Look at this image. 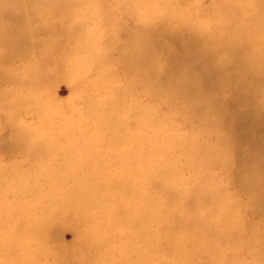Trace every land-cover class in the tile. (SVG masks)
<instances>
[{
	"label": "rangeland",
	"instance_id": "obj_1",
	"mask_svg": "<svg viewBox=\"0 0 264 264\" xmlns=\"http://www.w3.org/2000/svg\"><path fill=\"white\" fill-rule=\"evenodd\" d=\"M39 1L41 0H31L29 7L38 4ZM43 1L47 4V7L44 9V18H48L54 23L53 28L45 30L46 32L41 30L36 32L38 27L45 25V22L41 18H34L32 14L29 16L30 29L24 25H16L8 20H4L8 22V29L4 30L0 26V54L8 46L4 40L13 34V29H17L16 39L21 43L56 42L58 44L57 47L50 48L49 50L43 48L42 51L49 53L52 57H64V61L67 62L69 56L71 57L72 55L63 51L60 44L64 41V31L71 27L70 21L72 24H79V29L83 31L86 40L92 42L93 50L91 52L89 50H79L73 55L89 59V69H86L82 73H88L91 70L87 75L89 79L101 71L94 64V60L92 61L89 53H95V51L100 53L109 50L111 54V48H126L128 47V43L131 42L138 43V41H142L147 48H150L154 43L158 46L159 43L165 40L174 49H177L180 55L182 54V62L188 63L190 61L191 63V61H195L184 50L187 49L186 47H180L178 42L169 40V34H165V37H162V35L148 30V27L152 29L163 27V31L168 32L176 26L175 21L161 24V13L157 17H151L149 14L151 7L154 11L161 12V0H108L104 4H101V0H96L97 2L94 6H92L91 0H81V4H78L76 0H69L70 19L65 18L62 15L64 14L63 12H58L55 17H49L52 3L49 0ZM168 1L170 6H182L183 10L186 11V16L190 18L193 25H202L209 30H214L215 28L226 29L228 26L226 25V21L222 19V7L214 5L212 0H201L204 6L200 9L195 7V3L198 0ZM60 2H63V0H60ZM105 5L106 7H104ZM243 5L242 8L246 11H251L252 16L253 12H257V14L264 12V8H260L259 6L251 7L245 3ZM1 6L3 10H6L8 7L13 6V4L10 0H4ZM109 6L110 16L102 18V16L106 15L105 10ZM117 17L123 22L125 30H112V34L107 35V28L112 26L113 29L115 27L114 22L117 21ZM253 18V23L258 22L255 16ZM76 29H78V26ZM29 30L32 32H29ZM256 30L260 36V40H257L253 36L249 38V41L252 45L264 47V23H259ZM123 31L125 34H128L127 38H124ZM101 32L102 35L99 39L94 41ZM226 35L227 33L222 37L223 41L230 46H234L237 39L233 40V37L237 36V32L232 30L231 36L226 37ZM78 39L76 31L71 39H67L68 46L75 47ZM43 52L33 55L30 59L18 57L3 64L6 68L4 72H11L10 69H15L17 73L29 70L34 64L32 61L41 60ZM151 56L156 61L153 70L157 71L165 62V53L164 51L155 50L152 51ZM226 56L227 53L218 54V57L221 59H224ZM234 61L233 59V62L229 65V71L225 70V66L223 65L216 64L215 66L213 64V68L219 69V72L215 74L213 73L214 69H210L211 67L206 68L202 64L196 65L194 63L193 69L188 70L194 75H199L204 87L214 92L217 99L221 100V103L227 99L231 105L228 110L225 108L217 110L218 105L216 104L209 106L197 102L195 104L198 109L197 112L190 114L189 111L184 109L186 103L181 97L168 99L165 92L161 89L158 91L157 96H152L143 91L139 85V87H135L130 96H123L121 102H111V104L108 102V116H98L99 122L96 123L91 118L95 109L89 106L88 101H100L101 94L92 91L90 88H84V85L72 82L74 77L69 74L67 77L53 79L50 91L43 94L40 98L42 103L46 105L45 111L47 116L37 114L31 110L30 105L16 113L15 118L18 122L25 124L29 128L28 139L30 141L34 136L40 135V137H45L47 141H50L51 138L57 139L59 143L61 130L65 128L66 123L71 124L68 137L64 140V144L68 148L77 145L79 138H82L83 134L94 135L95 128L97 126L100 127L102 124L105 126V131L109 132L111 136V142L103 139L98 140L97 144L103 148L108 147L110 144L112 146L118 143H128L125 136H128V138L135 137L136 139L140 135L156 138V127L162 125L166 126L168 135L174 134L178 136L186 134L195 144L201 142L202 144L194 145L190 150L187 147L178 148L175 146L176 144L172 143L171 148L159 153V164L161 165L159 168L153 166L152 163H148L143 167L146 172L143 181L137 180L134 175L131 176L129 172L131 170H126V167L118 165L116 170L121 171L126 177H129L130 183L135 188L142 189L148 196V206H153L156 210L170 213L171 207L174 204V209L180 215L187 216L192 212L202 214L209 221L220 223L221 228L233 226V221L227 217L229 214L228 210H233V212H236L237 223L239 225L242 224L244 234L240 235L241 237H235L228 241L231 247L239 245V248H236V254L229 258L230 264H264V155L260 160L254 158V154L259 152L264 153L263 118L254 107L258 105L259 108H264V92L257 90L252 94H247L243 90L239 81L243 77V74L233 71L236 66ZM252 62L260 65L256 59H253ZM99 65L111 69L116 74V77L112 80L114 88L124 89L127 87L128 83L123 78V67L115 51L112 53L110 59L101 60ZM48 68L55 71L59 69L54 61L49 62ZM137 71L136 68H133L131 75L133 79L139 82L141 78ZM178 73L183 77L186 75L184 69L178 71ZM167 74L175 81L178 80L171 69L167 71ZM219 74H222L225 79L217 77ZM261 74H264V72ZM154 80L155 77L153 76ZM1 85L7 90H24L25 92L21 91L24 94L29 91L23 84L20 85L7 81L1 82ZM218 88L222 92L221 96L217 93ZM136 101L138 102L137 106ZM123 109L129 114L127 128L123 129L119 125L111 126L110 115L115 110L121 112ZM140 111L143 116H148L150 121L146 124L141 122L138 127V122L135 119ZM0 112H3L1 102ZM203 115L209 116L211 120L207 122L203 121ZM224 116L231 117L224 119ZM85 120L86 122H84ZM45 131L47 133L44 134ZM10 136V131L0 126V185L7 188L6 190L17 187V184L14 183L13 178L7 179L4 172L8 175L9 171H16L21 175L22 182L29 181L33 173L30 163L25 160L29 156V152L8 147ZM146 141L153 143L150 140ZM258 141L262 146L257 144ZM129 147H131V144H128ZM225 158L229 160L228 164H224ZM261 164H263L262 169L259 168ZM170 176L172 177L170 178V182L165 183L166 177L168 180ZM200 180L202 182L198 183ZM161 183L165 184L167 192L159 189ZM247 184L255 188L259 187V190L256 191L248 188ZM196 185L199 188L197 191L194 189L193 195L195 198L193 204L190 205L183 198V187L188 186L189 188H193ZM46 192V188L42 189L43 195H46ZM123 193L124 191L120 190L119 187L111 188L110 193H107L108 199L106 200L107 206L105 211L106 213H111L109 222L111 225H115V228L111 227V233L115 229L118 230L123 227L122 218L119 216L121 209L119 202L124 198ZM175 194L178 196L173 200L171 197ZM132 196L135 197L136 194L133 193ZM3 199L13 208H18L24 220H27V208L29 206L38 210L43 206V203L38 201V199L32 196L29 198L21 190H11L3 196ZM160 202L163 205H160ZM169 203L171 204L169 205ZM91 204L93 209L87 211L85 216L92 218L93 223L100 222V219L94 214L95 211L99 210L98 206L95 204V201H92ZM70 212L73 214V209ZM146 214V218L153 216L148 211ZM49 216L53 220V214L50 213ZM76 223V219L69 217L66 220L55 222L51 231L52 240L50 244L53 248L59 250L63 264H71L69 261L77 259L76 256L80 255L90 260V264H119V251L115 247L120 242L118 240L114 241L117 239L116 235L107 237L109 244L104 243L103 245L101 243L100 246H97L94 241H90L89 237L84 238L82 230ZM99 227L106 228L108 226L104 222ZM156 227L157 220L153 226L154 230ZM10 233L15 234V236L19 233L28 238L33 235L28 228L26 229L25 225L17 227L15 224L13 229L9 228L5 233H2L0 230V242L5 239L12 240ZM115 233L120 234L116 231ZM247 233L251 236L249 240H247ZM209 235L210 237L206 236V238L202 236L199 239L202 244L207 246L208 252L199 253V256L195 257L193 255L194 251H187V254H189L188 259L192 260L190 264H211V252H215L218 248H223L226 237L221 234L214 236L209 233ZM84 239L86 242L83 245ZM180 241L183 242L181 239ZM28 245L31 246L32 244L28 243ZM129 245L135 246L136 243L132 241ZM175 245V237L173 235L165 237L158 242L154 241L152 247L149 248V245L146 252L149 264H185L184 259L183 261L180 260ZM189 248L193 247L190 246ZM229 249L231 248L229 247ZM19 254H22L20 249L13 250V252L9 253L5 263L0 259V264H18L16 257ZM192 256L195 258V261L190 258ZM73 261L71 260L70 262Z\"/></svg>",
	"mask_w": 264,
	"mask_h": 264
},
{
	"label": "bare ground",
	"instance_id": "obj_2",
	"mask_svg": "<svg viewBox=\"0 0 264 264\" xmlns=\"http://www.w3.org/2000/svg\"><path fill=\"white\" fill-rule=\"evenodd\" d=\"M3 1L0 0V26L4 30L8 29V22L4 20L29 28V16L31 14L34 15V18H41L45 22V25L38 27L36 32L38 30L46 32L45 30L53 28L54 23L48 18H44V9L47 7V4L43 0L32 7H29L31 0H10L13 6L8 7L6 10L2 9L1 4ZM49 1L52 3L49 17H55L58 12H63L64 14L62 15L70 19L69 0H63V2H60V0ZM101 1V4H104L108 0ZM76 2L81 4V0H76ZM96 2V0H91L92 6ZM212 3L222 7V19L228 25L226 29L215 28L214 30H209L202 25H193L190 18L186 16V11L183 10L182 6H170L168 0H161V12H156L152 7L150 8L149 14L151 17H157L161 13V24L175 21L176 26L168 32H164L163 27H159V29L148 27V30L162 35V37H165V34H169V40L178 42L180 47H186L188 50H184L195 60L191 61V63L190 61L188 63L182 62V54L180 55L179 51L174 49L165 40L159 43L158 46L154 43L150 48H147L142 41H138V43L131 42L128 43V47L126 48H111V54L109 50L100 53L97 51L89 53L92 61L94 60V64L101 70L93 78L89 79L87 75L91 70L88 73L82 74L86 69H89V59L87 57L80 58L73 56L79 50H89V52L93 50L92 42L86 40L83 31L79 29V24H72L69 21L71 27L63 33L64 41L60 44L61 48L72 55L71 57L69 56L67 62L64 61V57H52L49 53L42 51L43 48L49 50L50 48L57 47L58 44L56 42L21 43L16 39L17 29H13V34L4 40L8 46L0 54V102L3 105V112H0V126L10 131L11 136L8 139V147L29 152V156L25 160L30 163L33 173L29 181L22 182L21 175L16 171L11 170L8 175L6 172H3L7 179L13 178L14 183L17 184V187H13L11 190H21L29 198L32 196L38 199V201L43 203V206L39 210L29 206L27 208V220H24L20 215L19 209L13 208L3 199V196L11 190H6L7 188L0 185V230L2 233H5L9 228L13 229L16 224L17 227L25 225L26 229L28 228L33 234L28 238L19 233L16 236L10 233L12 240L5 239L1 241L0 259L2 262H6L9 253L13 252V250L20 249L22 254L16 257L18 264H63L59 250L53 248L50 244L52 240L51 231L55 222L73 217L77 221V226L82 230L84 238L89 237L90 241H94L97 246H100L101 243L103 245L104 243L109 244L107 241L108 236H117V239L114 241L118 240L120 243L117 247L114 245L113 247L119 251V264H149L148 254L146 253L148 246L150 245L149 248H151L154 241L158 242L172 235L175 237V248L179 253L180 260L183 261L184 259L185 264H190L192 260L188 259L189 254H187V251H194L193 255L195 257H198L199 253L208 252L207 246L202 244L199 239L202 236L210 237L209 233L214 236L221 234L226 237L223 248H218L215 252H211V264H230L229 258L236 254V248H239V245L231 247L228 241L235 237H241L240 235L244 234L242 224L239 225L237 223L236 212L228 210L229 214L227 217L231 218L233 226L221 228L220 223L209 221L202 214L192 212L187 216L180 215L174 209V204L171 207L170 213L156 210L153 206H148L147 194L142 189L135 188L130 183L129 177H126L121 171L116 170L118 165L126 167V170H131L129 171L131 176L134 175L137 180L143 181L146 174L143 167L148 163H152L153 166L159 168L161 166L159 164V153L171 148L172 143L176 144L175 146L178 148L187 147L190 150L194 145L202 144L201 142L195 144L186 134L178 136L174 134L168 135L166 126L162 125L156 127V138L140 135L136 139L135 137L128 138V136H125L128 143H118L112 146L110 144L108 147L103 148L97 144L98 140L103 139L111 142V136L109 132L105 131V126L102 124L100 127L96 125L94 135L85 133L82 138H79L77 145L68 148L64 144V140L68 137L71 124L66 123L65 128L61 130L60 144L57 142V139L51 138L50 141H47L45 137H40V135L34 136L32 139L30 138L31 143L28 139L29 128L25 124L18 122L15 118L16 113L30 105L31 110L37 114L47 116L45 111L46 105L42 103L40 98L43 94L50 91L53 79L67 77L69 74L74 77L72 82L84 85V88H90L92 91L101 94L100 101H88L89 106L95 109L91 118L96 123L99 122L98 116H108V102L110 104L111 102H121L123 96H130L135 87H139V85L143 91L152 96H157L158 91L161 89L165 92L168 99L181 97L186 103L184 109L189 111L190 114L197 112L198 109L195 105L197 102L209 106L216 104L218 105L217 110L222 108L226 110L230 109L231 105L227 99L221 103V100L217 99L214 92L204 87L199 75H194L188 71L193 69L195 64H202L206 68L211 67L210 69L215 70L213 71L215 74L219 72V69L213 68V64L215 66L216 64L223 65L225 66V70L229 71V65L234 59L236 66L233 71L243 74V77L239 80L243 90L247 94H252L257 90L264 92V74H261L264 72V47L252 45L249 41V38L253 36L257 40H260L256 27L259 23H264V12L259 14L253 12V16L258 21L253 23L252 12L242 8L244 3L251 7L259 6L260 8H264V0H212ZM203 6L204 4L201 0L195 3L197 9ZM105 11L106 15L102 16V18L110 16V6ZM114 23L115 27L113 29L112 26L107 28V35H111L112 30H125L123 22L118 17ZM77 26L78 29H76ZM232 30L237 32V36L233 37V40L237 39L234 46L225 43L222 38L225 33H227L226 37L231 36ZM76 31L79 38L78 42L75 47H69L67 39H71ZM29 32L32 31L29 30ZM101 35L102 32L94 41H97ZM123 35L124 38H127L128 34H125L123 31ZM53 44L54 46H52ZM155 50L164 51L166 56L165 62L157 71L153 70L156 61L151 56L152 51ZM114 51L118 54V60L123 67V78L128 83L124 89L114 88L112 80L116 77V74L111 69L99 65L101 60L110 59ZM41 52H43L41 60L32 61L34 64L29 70L17 73L15 69H10L11 72H4L6 68L3 64L18 57L30 59L33 55H38ZM219 53H227V56L221 59L218 57ZM253 59H256L260 65L254 64L252 62ZM51 61H54L59 68L57 71L48 68V64ZM133 68L138 70L137 72L141 78L139 80L140 83L132 78L131 71ZM169 69L174 72L178 80L175 81L168 76L167 71ZM182 69L186 72L184 77L178 73ZM153 76L155 77L154 81ZM217 77L225 79L222 74L217 75ZM7 81L20 85L23 84L29 91L24 94L21 92L24 90H7L1 85V82ZM217 93L220 96L222 95L220 88H218ZM137 104L138 102L136 101V106ZM254 107L263 118L264 131V108L261 109L258 105ZM128 116L129 114L125 109L121 112L115 110L110 115V125H119L123 129H126L129 122ZM227 117L231 116H224V119ZM46 119L48 120V118ZM202 119L205 122L211 120L207 115H203ZM135 120L138 122V127L141 122L146 124L150 121L149 117L143 116L141 111L138 112ZM125 134L127 133L125 132ZM146 140H150L153 143ZM128 144H131V147L128 148ZM257 144L262 146L259 141ZM254 155L255 159L260 160L264 153L259 152ZM228 163L229 160L225 158L224 164ZM262 166L263 164L259 168L262 169ZM170 178L172 177L170 176L167 180L166 177L167 181L165 180V183H169ZM201 182V180L198 181V183ZM118 187L124 191V198L119 202L121 205L119 216L122 218L123 227L118 230L115 229L111 233V227L115 228V225H111L109 222L111 213H106L105 211L107 206L106 200L108 199L107 193H110L111 188ZM44 188L47 189L46 195L42 194V189ZM198 188V185L193 188H189L188 186L183 187V198L186 200V203L193 204L195 198L193 192L194 189L197 191ZM248 188L256 191L259 190V187L255 188L251 185H248ZM159 189L167 192L163 183H161ZM133 193L136 194L135 197L132 196ZM177 196L175 194L171 198L175 200ZM198 198L202 199L201 197ZM92 201H95L99 209L97 212H94L100 219V222L98 221L97 223H93L92 218L85 216L87 211L93 209ZM160 205H163V203L160 202ZM72 209L73 214L70 212ZM147 211L150 214L152 213L153 216L146 218ZM50 213L53 214V220L49 216ZM156 220L157 227L154 230L153 226L156 224ZM104 222H106L108 227L100 228L99 226ZM115 231L120 234L115 233ZM247 236V240L251 239L249 233H247ZM132 241L136 243L135 246L129 245ZM85 242L86 240L84 239L83 245ZM28 243L32 245L29 246ZM190 246L193 248H189ZM76 258H70L74 261L70 262V260L69 263L90 264V260H87L82 255L76 256ZM190 258L195 261L193 256Z\"/></svg>",
	"mask_w": 264,
	"mask_h": 264
}]
</instances>
